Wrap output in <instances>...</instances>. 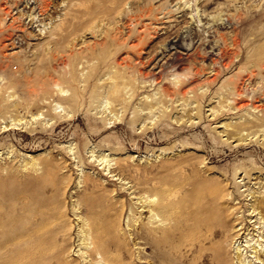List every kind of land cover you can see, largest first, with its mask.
<instances>
[{
	"label": "rangeland",
	"instance_id": "374dc122",
	"mask_svg": "<svg viewBox=\"0 0 264 264\" xmlns=\"http://www.w3.org/2000/svg\"><path fill=\"white\" fill-rule=\"evenodd\" d=\"M77 1L0 0L1 92L13 85L23 106L32 89L53 93L49 99L39 101L43 108L38 112L31 110L38 116L32 119L31 113H25L20 107L18 115H23L22 122L29 120L28 123L16 130L0 132V164L21 165L30 157L55 159V168L45 176L46 183L40 184L37 193L48 199L53 215L62 218L66 224V244L70 246L66 260H78L82 264L87 261L80 257L79 250L82 225L79 217L86 213L80 202L77 203L78 196L83 194L81 181L84 176L94 178L105 190L104 197L94 205L98 206V216L103 220L116 214L114 208L120 207L118 202L126 203L121 217L115 220L119 230L111 244L120 241V236L125 234L129 240L127 256H132L138 264H150L153 252L139 245L141 241L133 242L134 233L140 229L138 222L134 227L129 226L132 220L129 207L141 205L137 198L142 194V201L145 200L153 183L152 175L162 163H180L170 175H164L170 181L190 184L200 177L222 181L226 190L232 193L227 196L230 206L236 207L241 201L244 216L255 215L256 212L251 214V209L246 211L253 198L245 195L249 189L264 192V152L259 148L264 141V130L251 139L259 140V143L252 142L251 136L240 143L235 138L228 139L224 131L231 130V126L225 128L224 124L253 120L264 113V63L256 61L264 51V0H119L116 3L107 0L100 2L99 10L104 13L108 10V13L98 15L105 19L97 27L96 15L81 19L82 11L72 6ZM150 10L152 14L143 17L144 26L136 27L146 44L139 45L136 40L127 39L128 30L134 29L135 24H130L127 17ZM67 13H73L77 19L74 30L65 33L61 42L62 46H73L74 51H55L51 38L55 37L57 25L65 17L69 18ZM86 25L89 26L82 29ZM107 28H115L122 39L118 45L102 52L103 61L97 77L86 83L83 80L92 67L100 66L91 51L98 49L97 43ZM225 52L227 55L223 58ZM71 61L75 64V78H70ZM127 61L133 64L128 75L136 92L130 85L123 91L129 102L126 110L117 102L106 104V98L102 96L99 102H92L91 91L104 93L115 81L109 77L115 72L116 63L123 62L126 68L124 62ZM226 62L231 63L223 71ZM217 68L222 72L214 79ZM250 71L254 76L247 79ZM55 74L61 78L66 76L62 85L66 90L63 97H70L76 88L88 87L86 94L80 95L82 100L76 107L79 111L74 119L73 113L69 112L73 109L71 104H58L52 84ZM241 75L244 83L241 84L243 100L238 104L240 108L228 110L227 106L213 112L211 107L219 108V102L224 98L228 102L235 99L229 92L232 83H239ZM178 78L186 80L181 89L186 93L185 101L181 99L182 95H172L174 88L180 85L179 82L173 86ZM121 81L117 79V82ZM252 103L263 107V112L254 110ZM142 107L146 108L142 110ZM198 108L200 112L196 113ZM66 114L68 116L64 117ZM53 115L62 117L61 128L53 127L56 120ZM9 116L10 113H0L1 126L9 122ZM158 124L159 131H156ZM29 129L35 131L30 133ZM34 134L37 135L33 139ZM11 139L19 146L9 147ZM26 144L29 148H25ZM117 161L130 167L120 170ZM240 168L249 170V175ZM114 169L117 175L111 172ZM13 171L18 175L26 172ZM148 172L152 174L147 175ZM99 190L86 194L96 196ZM22 201L18 195L0 207V241L18 239L19 233L33 223L20 212L24 206ZM145 211L142 210L144 221L148 217ZM259 217H253L251 222ZM261 231L264 232V228ZM258 239L264 241L261 235ZM23 241L26 240H14L11 244L0 242V264H9L21 257V252L29 246ZM246 244L239 240L231 245V255L237 245L243 249ZM177 245L193 247L189 242ZM139 251L143 252L144 258H137ZM175 258L178 259V255Z\"/></svg>",
	"mask_w": 264,
	"mask_h": 264
},
{
	"label": "bare ground",
	"instance_id": "6f19581e",
	"mask_svg": "<svg viewBox=\"0 0 264 264\" xmlns=\"http://www.w3.org/2000/svg\"><path fill=\"white\" fill-rule=\"evenodd\" d=\"M104 1L107 0H79L73 3L72 6L75 10L82 11L83 17H81V19L96 15L98 22L96 25L97 27L99 22L105 19L98 15L108 13V10H106L105 13L99 10L100 2L102 3ZM118 1L119 0H113L114 3ZM147 13L149 15L152 14L150 10L145 11V13L142 11L139 14H133L127 17V19L131 21L130 24L135 22L132 26L134 29L128 30L127 39H134L139 45L146 44V39L141 36L136 27L140 28L144 26L142 20ZM66 15H69V18L65 17V19L57 25L58 27L53 33L55 37L51 38L53 44L52 49L55 51L73 52V46H62L61 39L66 37L65 33L68 34L74 30V23L77 17H75L73 13H67ZM87 24H89V22ZM88 26L89 25H86L82 29ZM103 33L104 36L97 43L98 49L91 51L95 58L98 59L100 66L92 67L86 79L83 80L86 83L88 79H95L97 77L103 61L101 57L102 52L112 45H118L122 39V35H117L115 28H107ZM232 42L233 44L237 43L235 39H233ZM130 52L132 53V51H129V53ZM134 52H136V50H134ZM133 55L132 53V56ZM226 55L227 52L223 54V58H225ZM260 55V58L258 57L256 61L257 63H264V51H261ZM238 56L239 53L237 54V57ZM124 63H126V68H124L123 62L116 63L117 68L109 77L115 81L110 83V86L104 93H99L96 90L91 91L89 97L92 102H99V97L102 96L106 98V104L117 102L118 104H122L126 110L129 102L124 97L123 91L128 85L132 87L134 92H136V88L130 81L128 75L133 68L132 61ZM230 63L231 62L223 63V71L229 68ZM69 65L73 67L69 71L71 74L70 78H75L76 76L73 73L75 71V64L71 61ZM221 72L219 68L215 69L214 79H216ZM138 73H140V76L143 75L140 70H138ZM249 73H247V75L249 74L247 79L254 76L252 71ZM192 77H194V75ZM239 77V83H236V80H238L237 78L235 80L236 82L232 83L233 86L230 88L229 92L235 99L228 102V99L224 98L219 102V108L216 106L211 107L213 112H218L219 109L227 106L229 107L228 110L240 108L238 104L243 100L241 84H243L244 81H241L243 80V75ZM65 79L66 76L61 78L58 74H55L52 84L55 88L58 104H71L73 109L69 112L73 113L72 118L74 119L75 113L79 111L76 107L80 106L82 100L80 99V95L84 96L88 87L86 86V89L83 88L82 90L76 88L73 90V94L70 97H63L62 94L66 92L62 86L66 82ZM117 79H121L122 81L119 83ZM184 79L178 78L173 83V86L179 82L180 85L174 88L175 90L172 92V95H182L181 99L185 101L186 93L181 92L182 85L186 81ZM96 87L98 86L96 85ZM52 94L53 93H49L48 90L42 89L39 91L38 89H32L28 93L29 97L25 99V106H23L21 99H19V96L15 93L13 85L5 87L3 92H1L0 89V113H10L9 122L2 126L0 125V132L8 131L11 128L16 130L17 127L19 128V126L27 124L29 120L22 122L23 115H18L20 114L18 109L21 107L25 113H31L32 109L38 112L43 108L40 106L39 101L49 99L52 97ZM148 96L145 98L147 99ZM52 102L53 100L48 104L51 105ZM155 102L158 103V101ZM251 107L254 110L260 109V111L263 112V107L253 103ZM145 108L142 107L141 109L143 110ZM151 112L152 110H149V113ZM198 112H200V108L197 109L196 113ZM35 116H38V113H31L30 117L33 119ZM67 116L68 114L64 117ZM136 116H138V114H136ZM53 117L56 118L53 127L55 129L61 128L63 122L60 121V119L62 117H56L54 115ZM145 118H148V116ZM159 126L160 124L157 125L156 131H159ZM229 126H231V130L224 131L228 139L235 138V141L240 143L246 142L249 140V136H251V140L256 133L264 130V113L261 117H254L253 120L245 119L243 122L237 124H224L225 128ZM21 128H23V126ZM28 131L32 133L35 129H29ZM36 135L37 134L32 135V138L34 139ZM26 136H29V134ZM0 141H2L1 138ZM9 141V147H13L15 144L19 146V144L17 142L14 143L12 139ZM155 141L157 142L158 138H156ZM254 141L256 143L260 142L259 140H253L252 142ZM37 146H39V144ZM34 147L35 146L32 145V148ZM25 148H29V145L26 144ZM259 148L264 152V141L260 143ZM54 160V158L30 157L29 159H24V164L21 165L10 163L7 165L0 164V199L3 200V202H0V207L8 204L6 201H12L14 197L19 195V199H22V202H24V206L20 208V212L33 222L19 233L18 239H14L16 242L19 240H26L23 241V244H29V246L24 252H21V257L19 256L17 260L10 261L9 264H82L81 261L78 260H66L70 247L66 244V224L62 218L53 215L47 203L48 199H46L44 195L40 196L37 193L40 184L46 183V181L43 180L46 179L45 176L55 168L56 162ZM117 162L120 170L130 167L121 164L120 161ZM117 162H115V164ZM178 165H180V163L176 161L160 164L157 172H154L152 175L153 183H151L149 188V197L146 196L145 200L142 201L144 197L142 194L137 198V200L141 202V205L133 207L134 205L131 204L129 207L132 219L129 226L134 227L135 223L138 222V229H140L134 233L132 240L133 242L137 240L141 241L139 245L153 252V255L149 259L150 264H263L264 241L259 240L258 237L260 235L264 237V232H260V230L264 228V192L248 190L245 196L247 197L250 195V197L253 198V203L246 211L251 209V214L254 212H256V214L249 215V217L246 215L247 217H245L243 214L245 210H241L243 207L241 201L237 202L239 205L236 207L230 206V201L227 196L232 193H229V191L226 190V185L218 179L211 178L203 180L200 177L190 184L184 181L174 182L167 180L164 175H170L169 173H172L179 167ZM13 169L15 171H20V173L23 171L26 172L18 175ZM240 169L242 172L249 175V170ZM111 172L115 173L116 169ZM117 174L118 172H116L115 175ZM148 174L150 175L152 173L148 172L147 175ZM81 183V191H83V194L82 196H78L77 203L78 201L80 202L81 206L85 208L84 214L86 213L84 217H79L82 222L79 231L80 257L83 260L87 259L84 264H138L136 259H132V256H127L126 248L129 245V240L125 234L120 236V241H115L111 244L115 232L119 230L117 229L118 223L115 222V220L121 217L122 212L126 209V203L122 201L118 202L120 207L114 208L116 214L110 216L109 219L103 220L98 216V206L97 209L94 205L104 197L105 190H103L100 183H97L95 179L90 176H84ZM156 184L159 185L154 186ZM95 189H100L99 192H96L98 193L96 196L90 197L86 194V192ZM232 199L234 200L233 197ZM143 209H146L145 212L148 214L146 221L142 219ZM255 216L260 217L252 223L251 219ZM2 228L4 230L6 229L4 226H2ZM254 232H256V234H254ZM14 240L6 238L0 242L1 244H11ZM239 240L241 242L244 240V243H247V247L241 249V246L237 245L235 253L231 255L230 246H234V243ZM184 242L187 244L189 242L193 247L188 249V247H181L183 245H177L180 243L184 244ZM134 245H136V243H134ZM142 253L143 252L139 251L137 254L139 256H137V258H144ZM175 255H178V259L175 258Z\"/></svg>",
	"mask_w": 264,
	"mask_h": 264
}]
</instances>
